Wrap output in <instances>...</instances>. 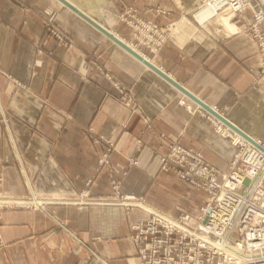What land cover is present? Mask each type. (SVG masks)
Masks as SVG:
<instances>
[{"label":"crops","instance_id":"obj_1","mask_svg":"<svg viewBox=\"0 0 264 264\" xmlns=\"http://www.w3.org/2000/svg\"><path fill=\"white\" fill-rule=\"evenodd\" d=\"M119 1L137 9L168 7L165 17L174 29L151 62L200 101L235 107L223 115L251 137L264 134V75L254 83L255 45L242 35L218 41L205 34L189 17L198 0H0V191L20 196L29 188L44 200L42 209L2 212L0 264H137L128 222L146 218L147 211L69 199L88 189L108 200L116 183L120 193L151 189L155 197L146 204L168 209L175 186L160 175L159 157L174 139L199 143L207 158L219 157L220 168L228 163L230 144L204 118H187L175 99L199 105L104 31L116 26ZM49 16L68 45L47 33L43 20ZM220 22L232 30L227 18ZM91 59L132 94L136 112ZM138 114L149 119L140 143Z\"/></svg>","mask_w":264,"mask_h":264},{"label":"built area","instance_id":"obj_2","mask_svg":"<svg viewBox=\"0 0 264 264\" xmlns=\"http://www.w3.org/2000/svg\"><path fill=\"white\" fill-rule=\"evenodd\" d=\"M204 11L209 15L202 18L203 21L198 20L197 16ZM137 12L136 9L125 11L122 24L133 34L145 35L137 36L136 44L127 41L139 51V45L154 51L165 37L153 38L157 25L153 21H142ZM192 16L217 40L243 35L252 41L258 55L256 75H264V0H199ZM224 17L233 25L231 31L226 32L220 22ZM210 108L217 110L215 105ZM200 109L210 114L203 107ZM210 115L217 124V120L225 124ZM222 129L232 137V146L239 145L246 151L245 156H230L225 170L206 161L197 149L179 141L170 143L160 155L159 171L171 173L183 184L200 189L204 199L195 209L175 217L158 209L145 208L146 218L130 222L137 264H264V141L246 136L250 144ZM128 159L129 163H136L135 159ZM100 161L105 162L106 157H101ZM112 191H119L118 184L112 183ZM88 192V189L81 190L83 196ZM118 196L114 201L117 202ZM120 203L136 206V199L125 195ZM37 206L41 205L38 203L34 208Z\"/></svg>","mask_w":264,"mask_h":264},{"label":"rangeland","instance_id":"obj_3","mask_svg":"<svg viewBox=\"0 0 264 264\" xmlns=\"http://www.w3.org/2000/svg\"><path fill=\"white\" fill-rule=\"evenodd\" d=\"M149 1V0H148ZM120 2V8H119V13L116 19V26L117 25H121L123 26V22L121 21V17L124 15V12L127 10H131V9H136L138 10H142L144 13L149 12L154 18H152V16L150 18H147L146 15H142L141 13H138V17H140V19L144 22H148V21H153L152 23H155L157 25V31L152 33V37L153 38H160L161 36H164L165 39L162 42H159V44L156 46L157 48L154 49V51L151 48H147L144 47L142 45H139L138 48L144 53L146 54L151 60H153V58H155L156 56H158L160 54V52L162 51V49L164 48V45L168 43V41L170 40V36L172 34V31L174 29V23L168 22V20L166 19V13L169 10L168 7H164L162 5L156 4L154 6H150V7H146L144 6V8H140L137 9V7L132 6V5H125L122 1ZM199 3V0H198ZM197 3V5H198ZM196 5V6H197ZM195 6V7H196ZM195 7L193 9H195ZM193 15V10L190 12L189 17L191 19V21L198 27L200 28L205 34H207L209 37L212 38V33L209 31V29H205L203 28L201 25H199L196 21V19L192 16ZM144 24H148V23H144ZM43 25L44 28L47 30V33L50 35H52L53 37H55V39L57 41H59V45L63 46V45H68L67 43H63V36L60 32V28L58 26V24L56 23L55 19L52 16L46 17L43 20ZM114 26V25H113ZM112 26V30H115L114 26ZM127 32L126 33H121V32H116L121 35L123 38H125L126 40L130 41L133 44H136L137 41L139 42V38L138 37H142L143 35H145L144 33H139V34H133V32L127 28ZM127 35V36H126ZM138 36V37H137ZM236 36V35H234ZM243 36V35H242ZM233 37V36H232ZM245 37V36H243ZM231 38V37H230ZM246 38V37H245ZM213 39H216L213 37ZM247 39V38H246ZM155 41V40H154ZM219 41V40H218ZM250 41V40H249ZM252 42V41H251ZM143 57V56H142ZM88 62L90 63L89 65H92L94 68H96L97 70H99L100 72H103L104 74L108 75V79H111L113 85H114V89L117 91V95L119 100L125 105L128 106V108H131L132 111L136 112V109L138 110L137 107H135V104L133 102L132 99V94H130V92L126 91L125 88L123 87V85H121V83H119L118 81H115L114 78L112 77L111 73L108 72L102 65L101 63L97 60V59H91L88 60ZM106 70V71H105ZM259 78H261V75H255L253 77V81L254 83H256ZM175 103L176 105L183 107V109L186 111V116L188 118V116L192 115V116H200L202 118H204V121L206 122V124L209 126L210 130L217 135L220 139H223L225 141H227L230 146L232 147V152L230 154V156H232L233 154H239L240 156H245L246 151H244V149H242L239 145H236L235 147L232 146L231 141H232V137L228 134H226L224 132V130L222 129V127L218 126V124L216 123V121L213 120V118L204 110L202 111L201 109L197 108L196 106H194L192 103L190 104V102H188V100H186V98L184 97H177L175 99ZM199 105V104H198ZM191 108H188V107ZM196 107V108H195ZM211 107V105H210ZM221 112H223V114L230 116L231 112L234 110L235 107H217ZM253 108V107H252ZM253 110V109H251ZM264 110V109H263ZM264 112V111H263ZM261 112V114L263 113ZM140 113V112H139ZM139 115V114H138ZM140 118V123L142 126H140L139 129V133L137 136V141L140 143V137L142 135L143 130L147 127V122H148V117L142 116L141 114L139 115ZM263 118V115H261L259 117V119L261 120ZM244 121V120H243ZM263 122V121H262ZM239 126L242 127L243 125L241 124V122H238ZM226 124V123H225ZM242 125V126H241ZM85 129L90 130V127H85ZM257 136H259L262 141H264V134H257ZM100 138H105L104 136H101ZM106 140V139H105ZM174 141H179L178 139H174V140H170V142H168L167 147L170 143L174 142ZM107 142V140H106ZM181 142V141H179ZM183 143V142H181ZM110 148L112 149V143H108ZM184 145L187 146H191L195 149H197L202 155L203 157L206 159V161L215 164L217 166V161H218V156L214 153L210 154V158H207L205 155V150L203 151L202 145H200L199 143L197 145H188L183 143ZM228 159L226 158V161ZM227 165L224 168H220L221 170H225L227 168ZM161 176H163V178L167 181H170L172 183H174L173 185L175 186L173 189V194L174 197L170 198L171 204H169L167 206L168 209H163L162 207H153L151 205H147L146 204V198L147 197H152V195H154V191L152 192L151 189L149 191H147L144 194H135V193H129V192H122L120 193V191L118 192H110V194L108 195L109 198H107L108 200H106L105 198L102 199H97V198H93L91 196V193L88 192L87 196H83V193H81V191H78L77 193H75L74 197L72 199H69V202H73L74 204L77 205H83V204H92V203H103V202H111L113 204H120L122 205L121 202V198L125 195H133L134 196V200L136 199V206H125L122 205L124 207V209L126 211H129V209H131L132 207H136V208H141L144 211H146L147 209L145 208H154V209H158L162 212H164L165 214L171 216V217H175L178 216L180 213L184 212V211H188V210H193L195 209V207L201 203V201H203L204 199V193L203 191H201L198 188H194V187H190L187 186L185 184H183L181 181H179L177 179V177L171 173H164V172H159ZM24 177V176H23ZM24 181L28 186L27 180H25L24 177ZM120 186V185H119ZM28 194L26 195H8L6 193H3V191H0V219L2 217V212L6 209H18V208H27V209H42L43 208V202L44 200L41 199L40 197H36V193H34V191H32L31 189L28 188ZM119 195V196H118ZM121 195V196H120ZM118 196V200L117 202L114 201ZM155 197V195L153 196ZM165 199V197H163ZM39 203V205L41 206H37V208H34V205H37ZM139 203V205L137 204ZM165 204H167L166 202H164ZM181 206H183L184 208L180 209ZM176 212H178L177 214H175ZM136 221V220H135ZM58 222L62 224L61 220H58ZM130 222H128V226L130 229ZM130 234H131V229H130ZM130 237V235H129ZM131 240V238H130ZM132 242V241H131ZM2 244V240L0 239V245ZM133 245V243H132ZM134 249V248H133ZM135 255V253H134ZM136 257V256H135Z\"/></svg>","mask_w":264,"mask_h":264},{"label":"water","instance_id":"obj_4","mask_svg":"<svg viewBox=\"0 0 264 264\" xmlns=\"http://www.w3.org/2000/svg\"><path fill=\"white\" fill-rule=\"evenodd\" d=\"M73 9L82 14L78 9L74 8ZM93 24L97 25V23L91 21ZM99 26V25H98ZM104 30V28H103ZM116 43H118L121 47H123L127 52H129L130 54H132L133 56H135L137 59H139L140 61H142L144 64H146L147 66L151 67L152 69H154L157 73H159L160 75H162L163 77H165L167 80H169L173 85H175L177 88L185 91V93L191 97L197 104H199L200 106H202L205 110H207L208 112H210L211 114H213L214 116H216L219 119H224L222 120L224 123H226L227 125L231 126L232 128H234L235 130H237L239 133L243 134L242 131H240V129H238L237 127H235L232 123L229 122V120H226L224 117H222L220 114L214 112L210 106L206 103H204L203 101H200L199 99H197L194 95H192L191 93H189L188 91H186L180 84H178L176 81H174L172 78H170L166 73H164V71H162L161 69H159L157 66H155L152 62H150L149 60L144 59L139 53H137L136 51H134L133 49H131L126 43H124L122 40H120L118 37H116L112 32H109L108 30H104ZM244 135V134H243Z\"/></svg>","mask_w":264,"mask_h":264},{"label":"bare ground","instance_id":"obj_5","mask_svg":"<svg viewBox=\"0 0 264 264\" xmlns=\"http://www.w3.org/2000/svg\"><path fill=\"white\" fill-rule=\"evenodd\" d=\"M115 33V32H114ZM115 34H117V33H115ZM124 42H126V44L127 45H130V46H132L127 40H125V39H122ZM133 47V46H132ZM134 48V50L136 49L135 47H133ZM137 51H138V53L141 55V56H143V58L144 59H146V60H149L150 62H151V60H150V58L147 56V55H145L144 53H142L141 51H139L138 49H136ZM136 51V52H137ZM197 108H202V107H200V106H198ZM217 108V107H216ZM217 110L219 111L218 113L222 116V117H224L225 118V116L223 115V113L217 108ZM217 110H216V112H217ZM211 114V113H210ZM209 114V115H210ZM211 116V115H210ZM226 119V118H225ZM222 120H224V119H222ZM227 120V119H226ZM218 121V125H220L222 128H224L226 131H228L230 134H232V135H235L236 136V138H240V139H243V140H246L247 142H249L250 144H251V142L250 141H248L245 137L247 136V137H250V138H252V139H254L255 141L257 140V141H260V138H254V137H251L250 135H248L247 133H245L244 131H242L239 127H237L235 124H233L232 122H230V123H232L235 127H237L238 129H240V131H242V133L244 134V135H242V134H238L236 131H234V130H232V129H230V128H228L225 124H223L222 122H220L219 120H217ZM253 144V143H252Z\"/></svg>","mask_w":264,"mask_h":264}]
</instances>
